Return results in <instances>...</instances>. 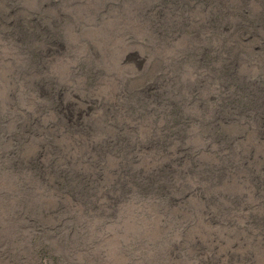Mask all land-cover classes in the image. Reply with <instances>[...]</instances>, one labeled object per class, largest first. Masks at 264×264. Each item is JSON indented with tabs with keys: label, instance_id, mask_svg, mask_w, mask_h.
Instances as JSON below:
<instances>
[{
	"label": "rangeland",
	"instance_id": "374dc122",
	"mask_svg": "<svg viewBox=\"0 0 264 264\" xmlns=\"http://www.w3.org/2000/svg\"><path fill=\"white\" fill-rule=\"evenodd\" d=\"M0 264H264V0H0Z\"/></svg>",
	"mask_w": 264,
	"mask_h": 264
}]
</instances>
